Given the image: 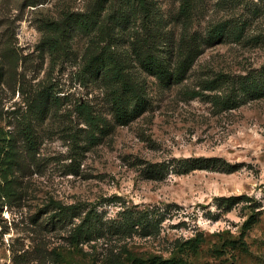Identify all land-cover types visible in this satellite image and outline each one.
Wrapping results in <instances>:
<instances>
[{
    "label": "rangeland",
    "instance_id": "1",
    "mask_svg": "<svg viewBox=\"0 0 264 264\" xmlns=\"http://www.w3.org/2000/svg\"><path fill=\"white\" fill-rule=\"evenodd\" d=\"M143 1L0 0V264H264V90L229 102L263 87L264 0ZM107 44L144 101L124 125L86 65Z\"/></svg>",
    "mask_w": 264,
    "mask_h": 264
},
{
    "label": "trees",
    "instance_id": "2",
    "mask_svg": "<svg viewBox=\"0 0 264 264\" xmlns=\"http://www.w3.org/2000/svg\"><path fill=\"white\" fill-rule=\"evenodd\" d=\"M141 4H144L143 0H140ZM70 18L64 19L61 23L56 25L55 29L65 31L63 24L70 23ZM85 29H88V25L84 22L82 23ZM151 50L147 51L146 53H140V51H135L136 59L138 60L140 66L145 69L150 74L156 76L162 83H169L173 80H179L188 69L191 60L188 58H184L178 64L173 63V58L167 59L166 53H161L159 46L155 44L152 45ZM97 54H92L88 61H87V68L90 69L93 74L101 75L102 80L111 89L113 93V107L116 119L121 124H127V122L140 114L144 107V101L141 99V92L140 89L133 84L126 72V67L124 63L117 57L114 56V51L112 49V44H107L101 47ZM156 52H154V51ZM264 80V77H263ZM256 81H253L251 84L240 85L237 89V96L235 99H230V103H236L237 97H240L243 93V90H250L252 89L253 92L259 93L260 91L264 90V84H262V89L259 87H255L253 85ZM252 87V88H251ZM258 87L260 89H258ZM261 94V93H259ZM79 111L84 116L85 120L92 126L97 124V118L93 115L91 110L87 106H80ZM10 190H4L5 196L7 199H12V196H16L18 194L11 193ZM14 200V199H13ZM231 198L225 199V202H229L231 204ZM236 200V199H233ZM91 220L90 214L86 216L84 219V223L86 221ZM144 219L142 216L140 217H133V214L129 215L126 227H133L135 225L143 226ZM81 226V225H80ZM79 226V227H80ZM151 225H148L145 228H148ZM83 227V225L81 226ZM94 230L93 225H90L84 229L78 228L76 234H81V236L85 233L90 234ZM123 264H177L174 259L165 260L160 257H150V258H143L141 256L129 254Z\"/></svg>",
    "mask_w": 264,
    "mask_h": 264
}]
</instances>
